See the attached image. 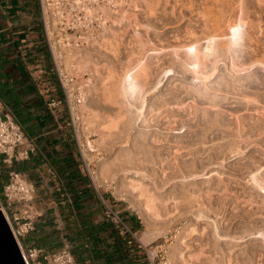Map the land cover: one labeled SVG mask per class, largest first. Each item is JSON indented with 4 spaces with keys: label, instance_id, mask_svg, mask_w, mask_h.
<instances>
[{
    "label": "bare ground",
    "instance_id": "1",
    "mask_svg": "<svg viewBox=\"0 0 264 264\" xmlns=\"http://www.w3.org/2000/svg\"><path fill=\"white\" fill-rule=\"evenodd\" d=\"M91 1L98 2V0H91ZM101 1H104L105 3L100 2L99 0V4L97 5V8H95V10L86 9V12L90 16H93V14L98 15L99 22H100L99 26L100 28L102 27L101 29L102 34L100 35V32H99L97 34V37L94 39H90V37L93 35L91 34L88 35L84 40L86 45H89L88 48H86L85 46L86 49L80 48L75 42V44H73L71 47L72 50L68 49L66 57L62 53V51L65 53L64 47L61 48L60 46V48L56 49L55 51V53L57 52L60 54L61 58L64 59V61L69 60V58H72V56L74 57L75 60H78L79 58L81 59V62L78 65V70H77V66L75 67V69H73V72L75 75H78L80 72H87V71L91 73V80L89 82H87L86 84L83 83L85 81L80 82V85H83V88H84L81 94L82 95V105L81 104H80L81 106L77 105L79 107H77V109L75 108L76 110L74 109L76 113L80 115L87 108V104H86L87 102L85 101L86 100L85 91L87 89L89 90L88 92L90 93V88L92 89L95 86V85L92 86V84H94L93 80H95L96 75L99 73V69L97 68L98 65H96L95 67L92 65L93 58L94 56H97L98 58L106 57L103 54V50L106 48V45H108L109 42L105 38L109 37L110 35L114 36L115 38L117 33L120 34V31L122 35L123 33H125L128 26H131V24L134 21H135L133 25L134 28H135L136 23H138V21L136 22V19H135L136 17L128 16L126 12H125L126 14L121 12L120 15H115L113 13L112 8L119 5L117 1L115 0H101ZM159 1L161 0H158V2ZM170 1L171 0H166L164 3V6L160 2V4L163 6V8L161 9V12L167 13V6L172 5L170 7L171 8L170 13L173 16H176V11H177L178 6L182 4H186V2H188V0H174V1L172 0L173 3L171 4ZM123 2L124 1L120 3V6L123 5ZM149 2H151V0H149ZM190 2L193 3V4L191 3L192 4L191 7H195V8H193L192 10L187 9L188 12L191 13L189 15L190 16L192 15V17L190 18V20H187V22L189 21V23L185 24L187 30L185 29L186 30L184 34L185 40H182L184 41V45L182 44L183 46L181 45L172 46L167 49L163 48L157 51L153 50L154 51L153 53H148L149 52L148 48H149V45L151 44L150 43L151 39H149L150 35L148 34V31H149L148 29H152V27L148 24L145 25V27H147L146 29L148 30L147 32L145 31L146 36L142 35L141 33H138L137 32L138 30L136 31V28L135 30H133L135 31V33L133 34V37L135 36L133 38L134 39L133 42L137 44V47H139V50L141 49L147 50V52L146 51L145 52L148 54L146 55L145 53H143L146 56H142L140 54L142 57H138L137 59L134 58L135 60L133 61L130 60L131 63L128 64V66L125 68V71L124 69L122 70L124 72H122L121 76L119 77L116 76L117 75L116 71L113 69V67H111L109 68L108 75L104 77V81L102 82V83L105 82V84L103 85L104 87L102 88L104 102L110 105L111 104L114 105L117 108L118 112L117 114L115 113L116 116H114L111 122L108 121L109 122L108 126L105 124L107 126L105 128L107 131L102 132L101 136H99L101 140L100 141L98 140L100 142V144L98 145H103L101 147L105 146V148H108V150L112 153L113 161H111L112 164L108 162L110 164L109 167L113 168V171L115 172L114 176L120 173L123 175V178H124V179L123 178L120 179L119 177L120 175L116 177L120 191L122 189H125V191L127 192V196H128L127 200L130 199L132 201L131 203L134 204L136 208H138V211L142 210L147 215L146 221H149L148 218H150V219L155 220V222L151 220L152 222L154 223L161 222V224L164 226L165 224H167L168 221L170 222V220L184 219L187 221L186 224H184L178 230V236L176 238L177 245L176 247L172 245L173 246L172 255L170 254L171 252L169 253L171 255L169 257L175 261V264H199L200 262L205 261L207 257H205L204 248L200 249V247L197 245V244H200V246H202L203 243H205L203 245L205 248L208 247L210 249L209 250L210 256L208 255V258H207V262L210 264H254L257 258H259L260 260L262 258L264 259L263 255L261 254L264 251V151L263 153L260 154L259 158L257 157L258 159L251 162L252 163L251 165L247 163L250 167H249V170L246 171L245 174H243L244 176L243 175L237 176L238 174L237 175L234 174L233 171H232L233 174L231 173L225 174L224 172H222V169H220L221 171L219 170L216 171L217 169L216 170L213 169L216 172L214 174H211L212 172H214L212 171L210 175H208L207 180L205 179L208 184L207 189L205 191H203V189L197 190L198 185H196V183L191 184L189 181L200 177V174L202 173H203V176H205V172L211 166L215 167V165H218L220 167H223L224 163L227 162L228 159L234 156L237 157L236 155H241L244 152L243 148H241L240 142H238V139H237L238 135L241 136V133H243L244 131L243 130L241 132L240 130V127L243 126L242 125L243 122L241 123V118L244 115L241 116V114H239L241 113L240 111L239 113L236 112L237 109L235 112H233L232 109H231L232 112L226 111L227 109L223 110V107L220 105V102L223 100L225 101V99L228 98L227 96H229V92L227 91H229L230 88L235 89V87L237 88V86L241 87L244 85V82L246 80L248 81L249 79H251V77H247L245 76V74L255 71L257 66H264V62H261V60L264 61V59H261V60L259 59L260 60L259 62L257 58L256 59L257 63L255 62L256 64H253L254 62L252 64L251 63L246 64V62L244 61H243L244 64H241L238 62L240 61V59L238 61L236 60L237 59L236 47L242 46V47H245L244 49L254 52L255 47H257L259 43H261L262 41L261 36H262V33L264 34V32L261 33L260 26L262 25H260V22H259L260 20H257L258 18H255L252 15L253 14L251 12L252 5L250 6V3H251L250 0H191V1L189 0V3ZM253 2L257 3L256 5L258 6L264 5V0H253ZM102 3L106 5V7H103L104 5L101 6ZM133 3L135 4V2ZM157 6L158 5L152 6L151 3L147 5L146 10L148 9L147 12H148L149 17L156 16ZM179 11L181 10L179 9ZM100 14H105L106 15L105 17H108V18H111L112 16L115 17V20L112 21V25L108 26V23L105 22L107 18L103 20V17L100 16ZM180 14H183V13H180ZM185 15L187 14H185L184 12V16ZM172 18L174 20L175 17H172ZM179 18H181V16H179ZM101 19L103 20L102 24L100 21ZM132 19H133V22L131 21ZM175 21L178 22V19ZM139 25H136V27H139ZM179 33H182V32L179 30ZM117 36L119 37V35ZM144 37H147V40H145L146 38ZM100 38H102L101 39L102 41H99ZM141 38L142 39L144 38L145 42L142 41L143 43H141V40H142ZM102 43L104 44L102 45ZM100 45L104 46L105 48H103ZM113 48L115 50L114 46ZM93 49L98 54L94 55L95 52H92ZM156 58L157 59L159 58L162 61H166L165 64L168 63L167 66L165 65L167 67L166 69L164 70L160 69V71H163V77L164 75L165 77L168 75L167 74L169 73L168 71H175V73L177 72L176 75H178L179 73L185 76L187 75L186 73H188L189 71V74L191 76L189 74L188 75L190 76V78L192 77L190 82H186L183 79L175 78L176 80H174V82L172 81L173 82L172 90L169 88L170 92H168L169 89L168 87H166L168 91L166 92L165 90L166 93H164V100H162V102L163 101L164 102L161 105L162 110L159 113L161 115H165L164 118L162 119L164 120L163 122L164 128L162 129V131L167 132V134L159 133V128L156 131H153L152 133H143V132L140 133L141 130L140 131L138 130L139 125H140L139 123L142 121H145L144 119L145 112H146L145 110L148 108L146 107L147 106L146 99L147 97H149L148 95H150L149 90L150 92L151 90H153V92H156L159 89V87H162L160 85L161 83L159 81L160 80L159 78H158L157 84H155V82H154L155 85L152 84L153 87L150 84V82L152 83V81L156 80V79L152 81L150 80V78H153L155 76L154 75L155 73L153 74V69L155 67L152 66L151 61H153V59H156ZM210 58L213 59L212 62L214 61L212 64L209 63ZM249 58H252V57H249ZM218 60H223L224 63H227L225 65H228L227 66L228 69L225 66L226 69L225 70L223 69L224 72H221L223 71L222 69L220 71L221 73H223V75L220 74L222 77L219 78L217 76L218 78L213 80L214 74L218 70V64L219 62L221 63V61H218ZM162 61H159L158 62L159 64H157L156 62L157 67L160 65V62L164 66ZM66 62L64 63L65 68L69 69ZM102 66H105V65H102ZM158 70L156 69V72ZM160 71H159V74L161 75L162 72L160 73ZM156 74L158 75V73ZM256 74H257V71H255L252 74V78L253 76L258 75ZM152 75L154 76L151 77ZM243 75L245 77H243ZM101 79L99 78L100 82H101ZM149 80L150 82H148ZM197 81H202V82L201 84H198ZM95 82H97V80H95ZM148 83L151 85L150 88L152 87L149 90L147 89ZM225 84H227L226 86L228 87V89L227 91L223 92V90L225 89H222L223 88L222 86ZM255 98L253 99L250 96L246 95L243 101L242 100L241 101L244 102V105H246L245 101L249 103L253 101L254 103ZM198 99L203 101V103H199ZM236 101H239V100H236ZM257 101L259 100L256 99V102ZM154 104L155 103H153V106L156 105ZM241 105L242 104H240V106ZM253 108L255 109V107ZM148 109L150 111H155V109H152L151 107H149ZM244 109H242L243 112H244ZM246 109H247L246 111L248 112L250 111L248 110V108ZM246 111L245 113H242V114H246L245 116L250 114L248 112L247 114ZM147 112L149 113V111ZM96 114L97 113H95V115ZM92 116H93V113H92ZM97 117L98 116H96L95 119ZM252 117L255 118L256 116L253 115ZM247 118L248 116L246 117V119ZM260 118L259 119L257 118V119L260 120ZM89 120H88V123L91 124ZM258 120L257 122H259ZM159 121H158V124H159ZM249 121H251V119ZM92 122L95 123V121H92ZM150 123L149 124L147 123V124L150 125ZM200 123H207V125L208 124L210 125L208 128L207 127L200 128L198 127ZM258 126L259 124H257V128H260ZM150 127L152 126H149V128ZM142 128L143 127H141V129ZM105 129H102V130H105ZM228 130L231 131V135H235L234 137H236L237 135L236 139L234 138L237 141H234L232 137L233 140L231 139L232 141L230 140L229 143H225L223 142V140L222 142H220V140L223 138L220 139L219 136L227 135L226 131ZM234 130L236 132L232 133V131ZM176 132L178 133L176 134ZM179 132L181 133L179 134ZM245 133L247 132L245 131L243 136H245ZM251 133H249V135ZM98 134L100 135V133ZM125 134L129 138H132L133 141H134V138L132 137L133 135L135 136L137 134H140L142 136L144 135L143 139L142 138H141L142 140L140 139L142 142V145L139 147H141V150H142L141 153L146 155V157L148 155L150 157L148 156L149 158L147 157L141 160V158H137L139 157L137 156L138 155L137 154L136 155L137 157L135 159L134 157L136 153L134 154V152L129 150L131 147L130 145H132L133 147V144H129L132 142L129 141L128 137L127 139L125 138V140L123 139L125 136L122 137V135H125ZM261 136H263V133ZM139 138L137 140H139ZM228 138H231V137H228ZM248 139L250 140V137H248ZM260 140L259 142H263L262 139ZM247 141L248 140H246V142ZM245 144L242 143V145H245ZM250 144L252 145V143ZM85 146L87 147L89 151H94V148L91 142H86ZM128 147L129 149H127ZM262 148H264V146ZM132 149L134 150V148ZM136 149L140 150V148H136ZM141 153L140 155L142 157ZM258 153L259 152H257V154ZM122 156H126L128 157V159L126 160H124V158L121 159ZM249 158L251 159L252 157H249ZM144 165L147 167L146 168L141 167ZM148 165L151 166V169H147L149 167ZM187 166L188 167L190 166V169H192L190 172H189V169L188 170L184 169ZM247 166L245 169L248 168ZM106 167L107 169H109V167L106 166L105 163L102 164V160H101L100 163L98 164V171H99L98 176L101 175V171L103 172V170ZM183 170H187L188 172L186 171L187 172L186 173ZM100 178L102 179V177ZM109 179L107 178L105 180L109 181ZM201 179L203 178L201 177ZM177 181H180L181 184L175 185L174 183H176ZM110 182H111V179H110ZM202 184H204V182H202ZM241 185L249 189L247 200H245V196H244V199L242 200L237 195V193H235L234 195L233 188L236 189L238 187L241 189L242 188ZM215 192L219 193L217 197L219 202H216ZM232 192L233 194H229ZM133 199L140 201L139 203H142L141 207L138 206L140 204H137V201ZM222 209H226V212L228 211L227 213L229 214V216L231 215L232 218L238 217L240 218V220L242 219L245 221L246 219L244 218H247V220L248 219L250 220V223H248L247 225H244L242 227V230L239 231L238 233H236L238 230L237 229L238 227H237L236 232L234 231L235 234H233L232 231H231L232 233L231 234L230 232L226 231L227 229L230 228L231 225L227 224L226 222L227 226L229 225V227L226 230L224 228L225 219L227 218L219 217V215L222 212ZM140 215L142 214L140 213ZM152 222L149 221V223H152ZM232 222L230 223L232 224ZM233 223L235 224V222ZM145 224H148V223L146 222ZM240 229H241V226H240ZM254 234L255 235L258 234L259 238L262 237V244L253 243L254 245H247V246L244 245L245 246L244 248H240L241 246L239 248L237 247L239 246V243H241L244 239H247V237L248 238L250 237V240H251V236ZM160 235H161V231H158V234L156 233L155 236L157 237ZM155 236L153 237V236L146 234L143 236L142 242L148 243L151 239H154ZM256 240L257 239H255V241ZM196 245L200 249L199 252L194 250V247ZM206 250L207 249H205V252ZM218 251H222L226 253L224 254V257L228 258L227 261L225 258H222L223 260L225 259L226 262H223L221 260L219 262L218 255L220 254H218L219 253ZM256 251H260V254L258 253L259 255L257 257H256L257 255ZM202 254H204V258L201 257L203 256ZM221 257H223V255ZM200 259L201 260L204 259V260L200 261Z\"/></svg>",
    "mask_w": 264,
    "mask_h": 264
},
{
    "label": "crops",
    "instance_id": "2",
    "mask_svg": "<svg viewBox=\"0 0 264 264\" xmlns=\"http://www.w3.org/2000/svg\"><path fill=\"white\" fill-rule=\"evenodd\" d=\"M51 59L38 0H0V98L35 146L24 161L5 164L0 157L2 188L12 170L36 188L37 219L25 244L53 252L69 242L75 264H154L141 243L144 235L140 242L107 219L105 209L117 210L115 201L100 196L86 173ZM123 213L137 233L138 222Z\"/></svg>",
    "mask_w": 264,
    "mask_h": 264
},
{
    "label": "rangeland",
    "instance_id": "3",
    "mask_svg": "<svg viewBox=\"0 0 264 264\" xmlns=\"http://www.w3.org/2000/svg\"><path fill=\"white\" fill-rule=\"evenodd\" d=\"M115 1H117V3L119 4L118 6H115V7H111L112 8V11H113V13L115 14V15H120L121 14V12L122 13H127L128 14V16H132V17H136L135 19H136V22L138 21V23H136V25H139V27H136V25H135V28H136V31L138 32V33H141L142 35H145L146 36V33H145V31L147 32L148 30V34L150 35L149 36V39H151L150 40V43L152 44H150L149 45V52L148 53H153L154 51L153 50H161V49H167V48H169V47H172V46H183L184 45V41H182V40H185V37H184V34H185V32H186V23H189V21L187 22V20H190V18L192 17V15L190 16L189 14H191L190 12H188V10L187 9H189V10H192L193 8H195V7H191V5L193 4L192 2H190L189 3V0H188V2H186V4H182V5H180V6H178V8H177V11H176V16H173L170 12H171V6L172 5H168L167 6V13H163V12H161V9L163 8V6H164V3H165V1L164 0H161V1H159L158 2V0H151V2H149V0H115ZM122 1H124L123 2V5H121L120 6V3L122 2ZM154 1V2H153ZM159 3H157V2ZM163 1V2H162ZM174 1V0H173ZM173 1L171 0L170 2H171V4L173 3ZM191 1V0H190ZM133 2H135V4L133 3ZM147 2V3H146ZM153 2V3H152ZM156 2V3H155ZM160 2H161V4L163 5H161L160 4ZM250 2L252 3L253 2V0H250ZM103 3H105V2H103ZM101 4V6H103L104 4ZM149 3H151L152 4V6H156V5H158L156 8V16H154V17H149L148 16V9L146 10V7H147V5L149 4ZM192 3V4H191ZM250 3V6L252 5V7H251V12L253 13L252 15L255 17V18H258L257 20H260L259 22H260V25H262V26H260V28H261V33L262 32H264V5H256L257 3H255V2H253L252 4ZM255 3V4H254ZM146 4V5H145ZM156 4V5H155ZM161 5V6H160ZM184 5V6H183ZM189 7H188V6ZM183 8H182V7ZM257 6V7H256ZM103 7H106V5H104ZM158 7H160V8H158ZM186 7V8H185ZM191 7V8H190ZM262 7V8H261ZM256 8V9H255ZM168 9H169V11H168ZM179 9L181 10V11H179ZM159 10H160V12H159ZM185 12V14H187V15H185L184 16V12ZM160 14H159V13ZM168 12H169V14H168ZM183 13V14H180V13ZM98 13V12H97ZM125 13V14H126ZM178 13V14H177ZM168 16H167V15ZM180 14V15H179ZM257 14V15H256ZM160 15V16H159ZM161 15H162V17H161ZM171 15V16H170ZM185 17H183V16ZM256 15V16H255ZM98 16V15H97ZM100 16H102L103 17V20H105L106 18V20H105V22H107L108 23V26H111L112 25V21L113 20H115V17H111V18H108V17H105L106 15L105 14H100ZM165 16V17H164ZM170 16V17H169ZM179 16H181V18H179ZM161 17V18H160ZM167 17V18H166ZM172 17H175L174 18V20H173V18ZM189 17V18H188ZM163 18V19H162ZM172 19V20H171ZM178 19V22L177 21H175V20H177ZM182 21H181V20ZM103 20L101 19L100 21H101V24H102V22H103ZM132 22H133V19L131 20ZM160 22V23H159ZM170 22H172V23H170ZM174 22V23H173ZM184 22V23H183ZM100 23V22H99ZM134 23H135V21L131 24V26H128V28L126 29V31H125V33H123L122 35H121V31H120V34H118L117 33V35H119V37L116 35L115 36V38H114V36H112V35H110V36H112V37H107V38H105L106 40H108V42H109V44L108 45H106V48L104 47V46H102L104 43H102V45H100V46H102L103 48H105L104 50H103V54H104V56H106V57H104V58H98L97 56H94V58H93V61H92V65L95 67L96 65H98V69H99V73L96 75V78H95V80H97V82H95V80H93V83L94 84H92V86H94L92 89L90 88V93L88 92L89 90H87L86 89V91H85V96H86V104H87V108H86V110H84L83 111V113H81V115L80 114H77L76 113V109H77V107H79V106H81V105H79V106H75V110H74V112H75V114H74V118H73V120L71 119V117H70V114H69V112H68V115H69V120H68V125H67V127L69 128V130L74 134V135H77V139H78V143H79V146H80V148H81V151H82V157H83V164H84V167H85V170H86V173L89 175V177L91 178V180H92V182H93V184L95 185V187L97 188V190H98V192L100 193V196H108V197H111V200H113V201H115V205H116V209L117 210H114L112 207L111 208H109V209H112L114 212H116L120 217H121V219L128 225V226H130L129 225V223L128 222H126V219H124L123 218V211L125 210V211H128L133 217H134V219L138 222V224H136V226H135V228L138 230L137 231V233L136 232H133L134 234H135V237L141 242V236L142 235H145V234H148V235H150V236H155L156 235V233L158 234V231H161V235L160 236H155V238L154 239H151L148 243H143V242H141L144 246H146V249H147V253H148V257H149V259H151V261L154 263V264H175V261L173 260V259H171L169 256H171L172 255V250H173V246L174 247H176V245H177V241H176V238H177V236H178V230L184 225V224H186V220H184V219H180V220H178V219H175V220H170V222L168 221L167 222V224H165V226L164 225H162L161 224V222H156V223H154L155 222V220H153V219H150V218H148V220L150 221V222H152V221H154V222H152V223H149V221H146L147 219V215L142 211V210H140V211H138V208H136V206L134 205V204H132L131 202V200L129 201V200H127L128 199V196H127V192L125 191V189H122L121 191H120V189H119V187H118V182H117V180H116V177H118L119 175V177H120V179H122L123 178V175L122 174H116L115 176H114V174H115V172L113 171V168L112 167H109L110 166V164H112L111 163V161H113V155H112V153L108 150V148H105V146L104 147H101V146H103V145H98V144H100V137L99 136H101V134H102V132H106L107 130L105 129L107 126H108V124H109V122H111V120L114 118V116H116V114H117V112H118V110H117V108L114 106V105H110V104H108V103H106V102H104V96H103V90H102V88L104 87L103 85L105 84V82L104 83H102L103 81H104V77H106L107 75H108V71H109V68H111V67H113V69L116 71V76H121V74H122V72H124L125 71V68L128 66V64H130L131 62H130V60H135V59H137L138 57H142V56H146L148 53H146L147 52V50H142L141 49V47H140V49L141 50H139V47H137V44H135L134 42H133V38L135 37H133V34L135 33V31H133V30H135V28H134ZM183 23V24H182ZM146 24H148V25H150L151 27H152V29H146L147 27H145V25ZM144 26V27H143ZM183 27V29H182V27ZM96 27V26H95ZM126 27V26H125ZM132 28V29H131ZM157 28V29H156ZM180 28V29H179ZM263 28V29H262ZM101 29H102V27L100 28V26L99 27H96V32H97V30H98V33L100 32V35L102 34V31H101ZM176 29V30H175ZM182 29V30H181ZM186 29V30H185ZM114 30V29H113ZM152 30V31H151ZM178 30V31H177ZM179 30L182 32V33H179ZM177 31V32H176ZM155 33V34H154ZM88 34H90V33H88ZM147 34V35H148ZM74 34H72V35H70V36H73ZM121 35V36H120ZM264 34L262 33V41H261V43H259V45L257 46V47H255V49H254V52H251V51H249V50H246V49H244L245 47H242V46H237L236 47V56H237V61L240 59V61H238L239 63H241V64H244V62H246V64H252L253 62V64H256L257 62H256V59L257 60H261V59H264V36H263ZM176 36H178V37H176ZM117 37V38H116ZM121 37V38H120ZM132 37V38H131ZM176 37V38H175ZM76 37L74 36V37H72V39H75ZM144 38H146L145 40H147V37H144ZM144 38L141 40V43H143V42H145V40H144ZM178 38V39H177ZM90 39H92V38H90ZM102 38H100V40L99 41H102L101 40ZM104 39V38H103ZM104 39V40H105ZM112 39V40H111ZM118 39V40H117ZM115 40H117V41H115ZM73 41V40H72ZM143 41V42H142ZM177 41V42H176ZM183 43H182V42ZM75 42L76 41H73V42H69V46H68V49H70V50H72V45L73 44H75ZM107 42V41H106ZM107 42V43H108ZM179 42H181V43H179ZM92 43H94V42H92ZM178 44V45H177ZM183 44V45H182ZM261 44V45H260ZM116 45V46H115ZM80 48H85V46H86V48H88L89 47V45H86V43L84 42V44H79L78 45ZM113 46L115 47V50H114V48H113ZM112 47V48H111ZM261 47V48H260ZM85 48V49H86ZM101 48V47H100ZM117 48V49H116ZM153 48V49H152ZM258 48V49H257ZM102 49V48H101ZM138 49V50H137ZM151 49H152V51H151ZM113 50V51H112ZM139 51V52H138ZM142 51V52H141ZM146 51V52H145ZM92 52H95L94 53V55L95 54H98V53H96V51L93 49L92 50ZM91 52V53H92ZM143 53H145V54H143ZM248 53V54H247ZM254 53V54H253ZM107 54V55H106ZM142 56H141V55ZM250 54V55H249ZM253 54V55H252ZM263 58H262V57ZM238 57H240V58H238ZM249 57H252V58H249ZM256 57V58H255ZM135 58V59H134ZM213 58V57H212ZM212 58H210V61H209V63L210 64H212L213 62H212V60L214 59H212ZM159 59V58H158ZM158 59L156 58V59H153V61H151V63H152V66L153 67H155L154 69H153V74L155 75H152L151 77H153V78H150V80L152 81V80H155V81H152V83L150 82V80L148 81V82H150V84L152 85H155V84H157V82H158V78L160 79L159 81H160V85L162 86V87H159V89L156 91V92H153V90H151V92H150V90L149 89H151L152 87H153V85H152V87L150 88V84L148 83V86H147V89L149 90V93H150V95H148L149 97H147V99L148 98H150V99H146V107H151L152 109H155V111H150L148 108L145 110L146 112H145V117H144V119H145V121H146V123H145V121H142V122H140L139 124V128H138V130L140 131V133L141 132H143V133H152L153 131H156L158 128H159V133H161V134H164V133H166L167 134V132H163L162 131V129L164 128V125H163V122H164V120H162L163 118H164V116L165 115H161L159 112L162 110V104H163V102H162V100H164V93H166L167 91H168V89L170 88L171 90H172V87H173V85H172V83L174 82V80H176V79H183V80H185L186 82H190L191 81V78H190V74H189V71H188V73H186L187 75L185 76V75H182V74H179L178 73V75H176L177 74V72L175 73V71H168L169 73H167L168 75L165 77V75H164V77H163V71H160V69L161 70H164V69H166L167 67V64H165L166 63V61H162V60H160L159 59V61H162L163 62V64H164V66L162 65V63L160 62V65L157 67V64H159L158 62ZM52 60V59H51ZM156 60V61H155ZM228 60V59H227ZM260 60H259V62H260ZM67 61V62H66ZM155 61V62H154ZM218 61H221V63L219 62V64H218V70H217V74L215 73L214 74V77H213V80H215V79H217L218 77L220 78V77H222L221 75H223V73H221V72H224V70L227 68L228 69V65H225V64H227V63H224V61L223 60H218ZM244 61V62H243ZM66 62V64L68 65V68L69 69H71V70H73V69H75V67L77 66V70H78V65L80 64V62H81V59L79 58L78 60H75L74 59V57L72 56V58H69V60H65L64 61V63ZM156 62H157V64H156ZM228 62V61H227ZM256 62V63H255ZM258 62V63H259ZM261 62H264L263 60H261ZM224 63V64H223ZM102 65H105V66H102ZM156 65V66H155ZM166 65V66H165ZM108 66V67H107ZM110 66V67H109ZM225 66H226V68H225ZM222 67H224V68H222ZM52 69H53V63H52ZM108 69V70H107ZM124 69V71H122ZM156 69L158 70L157 72H156ZM221 69L223 70V71H221ZM155 71V72H154ZM159 71H160V73H161V75L159 74ZM221 71V72H220ZM255 71H257V76H253V78H252V74L255 72ZM255 71H253V72H251V73H248V74H245V76H247V77H251V79H249L248 81L246 80L245 82H244V85L243 86H241V87H239V86H237V88L235 87V89L234 88H230L231 89V91H230V89H229V91H227V89H228V87L226 86L227 84H225V85H223L222 87V89H225V90H223V92H225V91H227V92H229V96H227L228 98H226L225 99V101L223 100V101H221L220 102V105L223 107V110L225 109H227L226 111H230V112H232V110H233V112H235L236 111V109H237V111L236 112H238L239 113V111L241 112V113H239V114H241V116L242 115H246V114H242V113H245V111L247 110L246 108H248V110H250L249 112L248 111H246V113L248 112V113H250V114H248L247 116H248V118H250L251 119V121H249L250 119H246V117L247 116H245V118H244V116L241 118V123L243 122V126H241L240 127V130H241V132L243 131V133H241V136H239L238 135V137H237V135H236V137H237V139H238V142H240V144H241V148H243V153L241 154V155H236L237 157H232V158H230V159H228L227 160V162H225L224 163V169H223V167H220V166H218V165H215V167H209V169L205 172V176H203V173L202 174H200V177H198V178H196V179H192L193 181H195V182H193L192 180H190L189 182L191 183V184H195L196 183V185H198V187H197V190L198 189H203V191H205L206 189H207V186H208V184H207V182H206V180H207V177H208V175H210V173L212 172V171H214V170H216V171H221L220 169H222V172H224L225 174H233V172H234V174H238L237 176H241V175H243V174H245L246 173V171H248L249 170V165H251L252 163L251 162H253L254 160H256V159H258L259 157H260V154L261 153H263V151H264V148H262L263 146H264V127H262V126H264V66H257L256 67V70ZM53 72V71H52ZM78 72V71H77ZM54 73V72H53ZM156 73H158V75L156 74ZM78 74V73H77ZM174 74H175V76H174ZM219 74V75H218ZM221 74V75H220ZM54 75H55V73H54ZM173 75V76H172ZM157 76V77H156ZM162 76V77H161ZM218 76V77H217ZM244 75H243V77H245ZM261 76V77H260ZM77 77H78V81L77 82H81V81H85V82H83L84 84H86L87 82H89L90 80H91V73L89 72V71H87V72H80L78 75H77ZM169 77V78H168ZM183 77V78H182ZM99 78L101 79V82H100V80H99ZM172 78V79H171ZM176 78V79H175ZM190 78V79H189ZM166 79V80H165ZM253 79H254V81H253ZM256 79V80H255ZM169 80V81H168ZM252 80V81H251ZM173 81V82H172ZM154 82H155V84H154ZM198 82V84H201V82L202 81H197ZM259 82V83H258ZM159 85V86H160ZM165 85V86H164ZM167 85H169V86H167ZM172 85V86H171ZM226 86V87H225ZM245 86V87H244ZM166 87H168V89L166 88ZM170 89H169V91L168 92H170ZM232 89H233V91H232ZM237 89H239V90H237ZM247 89H248V91H247ZM250 89V90H249ZM164 90V91H163ZM165 90H166V92H165ZM235 90V91H234ZM244 90V91H243ZM239 93H237V92ZM148 92V91H147ZM153 92V93H152ZM226 92V93H227ZM232 92V93H231ZM235 92H236V94H235ZM247 92V93H246ZM90 95H89V94ZM234 93V94H233ZM246 93V94H245ZM153 94V95H152ZM158 94H160V95H158ZM238 94V95H237ZM243 96H242V95ZM157 95H158V97H159V99H158V97H157ZM238 97H237V96ZM241 95V96H240ZM246 95H248V96H250L251 98H255V96H256V98H255V101H254V103H253V101H251L250 103L249 102H247V101H245V103H246V105H244V102H242L243 101V99H244V97L246 96ZM255 95V96H254ZM258 95H260V96H258ZM63 97H64V105H65V107H66V110L68 111V108H67V105H66V101H65V96H64V94H63ZM154 97H155V99H154ZM157 97V98H156ZM235 97V98H234ZM153 98V99H152ZM163 98V99H162ZM238 98V99H237ZM239 100V101H236V100ZM256 99L257 100H259V101H257L256 102ZM157 100V101H156ZM161 100V101H160ZM242 100V101H241ZM84 102V101H83ZM138 102V101H137ZM160 102V103H159ZM198 102L199 103H203V101H201V100H199L198 99ZM223 102V103H222ZM236 104H235V103ZM239 103V105H238V103ZM153 103H155L154 105L155 106H153ZM253 103V104H252ZM256 103V104H255ZM151 104V105H150ZM224 104V105H223ZM240 104H242L241 106H243V107H241L240 106ZM258 104H259V106H258ZM263 104V105H262ZM239 107H238V106ZM250 105V106H249ZM256 105H257V107H256ZM114 106V107H113ZM236 106V107H235ZM244 106H246V107H244ZM248 106V107H247ZM112 107V108H111ZM155 107V108H154ZM157 107V108H156ZM225 107V108H224ZM234 107V108H233ZM241 107V108H240ZM253 107H255V109L253 108ZM245 108V109H244ZM257 108V109H256ZM262 108V109H261ZM159 109V110H158ZM232 109V110H231ZM242 109H244V112H243V110ZM116 110V111H115ZM147 111H149V113L147 112ZM158 111V112H157ZM254 111V112H253ZM257 111V112H256ZM100 112V113H99ZM152 112H154V113H152ZM251 112H252V114L254 115V116H256L255 118H256V120H255V118L254 117H252L253 115L251 114ZM92 113H93V116H92ZM95 113H97L96 115H95ZM116 113V114H115ZM156 113H158V114H156ZM147 114V115H146ZM150 114V115H149ZM153 114V115H152ZM157 115H159V116H157ZM251 115V116H250ZM77 116H79V118H80V120H77L75 117H77ZM81 116V117H80ZM91 116V117H90ZM96 116H100L99 118L97 117L96 119H95V117ZM250 116V117H249ZM261 118H260V117ZM89 117V118H88ZM94 117V118H93ZM151 117V118H150ZM153 117V118H152ZM159 117V118H158ZM252 117V118H251ZM161 118V119H160ZM244 118V119H243ZM260 118V120H258V119ZM90 119V120H89ZM92 119H94V120H92ZM100 119V120H99ZM243 119V120H242ZM245 119H246V121H245ZM88 120L91 122V124L90 123H88ZM98 120V121H97ZM160 120V121H159ZM257 120L259 121V122H257ZM92 121H95V123L94 122H92ZM109 121V122H108ZM158 121H159V124H158ZM245 121V122H244ZM151 122V123H150ZM157 122V123H156ZM142 123V124H141ZM144 123V124H143ZM150 123V125H148V124ZM152 123H153V125H152ZM162 123V124H161ZM240 123V124H241ZM245 123V124H244ZM94 126H93V125ZM107 126H106V125ZM147 124V125H146ZM257 124H259V126L258 127H260V128H257ZM261 124V125H260ZM263 124V125H262ZM103 125H104V127H103ZM142 125V126H141ZM158 125V126H157ZM206 125V126H205ZM209 125L210 124H208L207 125V123H200L199 124V126L198 127H200V128H205V127H209ZM146 127V129H145V127ZM149 126H152V127H150L149 128ZM162 126V127H161ZM203 126V127H202ZM235 126V125H234ZM234 126H233V128H234ZM141 127H143L142 129H141ZM148 127V128H147ZM154 127H156V128H154ZM262 127V128H261ZM100 128H102V129H105V130H102V129H100ZM152 128V129H151ZM231 128H232V126H231ZM151 129V130H150ZM260 129V130H259ZM262 129V130H261ZM102 130V131H101ZM149 130V131H148ZM236 130V129H235ZM232 131V133L233 132H236V131ZM261 131L262 133H263V136H261L262 135V133L261 132H259V131ZM98 131V132H97ZM101 131V132H100ZM147 131V132H146ZM247 132V133H245V136H243L244 135V132ZM230 133V135H229V133ZM252 132V133H251ZM98 133H100V135L98 134ZM178 132H176V134H177ZM181 132H179V134H180ZM249 133H251L250 135H249ZM170 134V133H169ZM226 134L227 135H220L219 136V138L221 139V138H223V139H221L220 140V142H222V140H223V142H225V143H229L230 142V140L232 139V137H233V139L235 138L236 139V137H234L235 135H231V131L230 130H228V131H226ZM229 135V136H228ZM125 136V137H124ZM138 136V137H137ZM142 135H140V134H137L136 136L135 135H133L132 137L134 138V141H133V139L132 138H129L128 136H126V134L125 135H122V137H124L123 139L125 140V138L127 139V137H128V139H129V141L130 142H132V143H129V144H133V147H132V145H130L132 148H134V150L130 147V149H129V147L127 148V149H129V150H131L132 152H134V154H135V159H136V157L137 156H139V157H137V158H141V160H143V159H145V158H147L146 157V155H144L143 153H141V147H139V146H141L142 145V142H141V140L143 139V137H144V135L141 137ZM224 136V137H223ZM255 136H256V138H255ZM140 137V138H139ZM226 137V138H225ZM228 137H231V138H228ZM241 137V138H240ZM243 137H244V139H243ZM246 137H247V139H246ZM248 137H250V140L248 139ZM261 137V138H260ZM139 138V140H137ZM142 138V139H141ZM228 138V139H227ZM141 139V140H140ZM232 139V140H233ZM234 139V141H237V140H235ZM243 139V140H242ZM257 139V140H256ZM260 139H262L263 140V142H259V140ZM99 140V141H98ZM132 140V141H131ZM227 142H226V141ZM231 140V141H232ZM246 140H248L247 142H246ZM251 141V142H250ZM253 141V142H252ZM254 141H255V143H254ZM259 143H258V142ZM261 141V140H260ZM86 142H91L92 143V145H93V148H94V151H89L88 149H87V147L85 146V143ZM137 142V143H136ZM140 142V143H139ZM134 143H136V144H134ZM242 143H246V144H248V145H242ZM250 143H252V145L250 144ZM254 143V144H253ZM256 143H257V145H256ZM140 144V145H139ZM261 144V145H260ZM259 145V146H258ZM100 146V147H99ZM245 148H244V147ZM258 146V147H257ZM262 146V147H261ZM259 147H261V148H259ZM136 148H140V150L139 149H136ZM257 149H258V151H257ZM261 149V150H260ZM138 152H136V151ZM255 150V151H254ZM253 151H254V153H253ZM259 152L258 154H257V152ZM262 151V152H261ZM246 152V153H245ZM140 153L142 154V157H141V155H140ZM251 153V154H250ZM138 154V155H137ZM249 154V155H248ZM137 155V156H136ZM252 155V156H251ZM258 155V156H257ZM126 156H128V155H126ZM126 156H122L121 157V159H123L124 158V160H126V159H128V157H126ZM145 156V157H144ZM255 157V158H253V160H252V158L250 159L249 157ZM150 157V156H149ZM148 157V158H149ZM258 157V158H257ZM248 158V159H247ZM246 159H247V161H246ZM250 159V160H249ZM102 160V164H106V166H108L109 167V169H107V167L105 168V169H107V170H103V172L101 171V175L100 176H98L99 175V171H98V164L100 163V161ZM110 164H109V163ZM242 162V163H241ZM249 165H248V164ZM232 164V165H231ZM241 164H242V166H241ZM234 165V166H233ZM248 167L247 169H245L246 168V166ZM149 167L147 168V169H151V166L150 165H148ZM214 166V165H213ZM219 167V169H218V167ZM225 166H226V168H225ZM232 166V167H231ZM245 166V167H244ZM141 167H143V168H146L147 166H141ZM97 168V169H96ZM111 168V169H110ZM212 168V169H211ZM236 169V171H235V169ZM184 169H189V172L192 170V169H190V166L188 167H185ZM214 169V170H213ZM187 170H183L184 172H186ZM211 170V171H210ZM245 170V171H244ZM216 171H214V172H212L211 174H214ZM233 171V172H232ZM114 172V173H113ZM188 172V171H187ZM186 172V173H187ZM239 172V173H238ZM109 173V174H108ZM103 174H104V176H103ZM106 176H108V177H106ZM244 176V175H243ZM100 177H102V179L100 178ZM201 177L204 179H201ZM206 177V178H205ZM111 179V182H110V179H109V181L108 180H105V179ZM124 179V178H123ZM206 179V180H205ZM199 182H198V181ZM105 181V182H104ZM201 181V182H200ZM198 182V183H197ZM202 182H204V184H202ZM199 183H201V184H199ZM175 185H179V184H181L180 183V181H177L176 183H174ZM205 186V187H204ZM203 187V188H202ZM241 189L240 188H233V192H234V195H235V193H237V195L243 200L244 199V196H245V200H247V198H248V191H249V189L248 188H245V187H243V185H241ZM245 188V189H244ZM234 189H235V191H234ZM238 190V191H237ZM241 192H240V191ZM242 190H244V191H242ZM237 191V192H236ZM233 192L232 193H229V194H233ZM247 193V194H246ZM218 194L219 193H216L215 192V199H216V202H219V200L217 199V197H218ZM241 194V195H240ZM217 195V196H216ZM243 195V196H242ZM247 196V197H246ZM133 200H135V201H137V204H140V205H138V206H140L141 207V204L142 203H139L140 201H138V200H136V199H133ZM135 206V207H134ZM107 210H108V208H106L105 209V213L107 212ZM224 210V211H223ZM142 214V215H140V213ZM224 212V213H223ZM228 212V211H227ZM226 212V209H222V212H221V214L219 215V217H221V218H229L228 219V221H227V219H225V224H224V228H225V230L229 227V225H231L230 226V231H229V229H227L226 231L227 232H230L231 233V231H232V233L233 234H235L234 233V231L236 232V230H237V232L236 233H238L239 231H241L242 230V227L244 226V225H247L248 223H250V220L248 219L247 220V218H244V219H246V221L245 220H240V218H235V217H231V215L229 216V214ZM144 214V215H143ZM228 217H227V216ZM144 216H146V217H144ZM226 216V217H225ZM220 218V219H221ZM232 220H231V219ZM152 220V221H151ZM230 220V221H229ZM238 220V221H237ZM242 221V222H240V221ZM235 222V224L233 223V222ZM245 221V222H244ZM148 223V224H145V223ZM226 222H227V224H229L228 226H227V224H226ZM230 222H232V224L230 223ZM247 222V223H246ZM159 223V224H158ZM239 223V224H238ZM245 223V224H244ZM153 224V225H152ZM162 226H161V225ZM237 224V225H236ZM242 224V225H241ZM151 227H150V226ZM233 225V226H232ZM236 225V226H235ZM239 225V226H238ZM225 226H227V227H225ZM240 226H241V229H240ZM238 227V228H237ZM233 230H232V229ZM237 228V229H236ZM235 229V230H234ZM151 233H150V232ZM150 233V234H149ZM231 233V234H232ZM152 234V235H151ZM255 235V234H254ZM254 235H252L251 236V240H250V237L248 238L247 237V239H244L241 243H239V246H237L238 248L240 247V248H244L245 246H247V245H254L255 243L257 244H262V237L261 238H259V236H258V234H256L255 236ZM255 237V238H254ZM253 238H254V240H253ZM248 239H249V241H248ZM255 239H257L256 241H255ZM261 239V240H260ZM260 240V241H259ZM251 241V242H250ZM176 242V243H175ZM249 242V243H248ZM254 243V244H253ZM205 243H203V245H204ZM173 245V246H172ZM199 247H200V249H203L204 248V253H205V257H207L208 258V255L210 256V252H209V248L207 247V248H205L203 245L202 246H200V244H197ZM195 246L194 247V250L195 251H197V252H199V247L198 246ZM245 245V246H244ZM243 246V247H242ZM198 247V248H197ZM196 248H197V250H196ZM205 249H207L206 250V252H205ZM208 251V252H207ZM171 252V253H170ZM219 253L218 254H220V255H218V257H219V262H220V260L221 261H223V262H226L227 261V257H224V254H226V253H224V252H222V251H218ZM261 252H262V250H261ZM264 252V251H263ZM261 253L262 255H263V257H264V253ZM171 255H170V254ZM256 253H257V255H256V257L260 254V251H256ZM259 253V254H258ZM207 254V255H206ZM223 255V257H221L222 255ZM203 256H201V257H203L204 258V254H202ZM225 256H227V255H225ZM207 258L205 259V261H202V260H204V259H200V261H202V262H200L201 264H207L208 262H207ZM221 258V259H220ZM222 258H225L226 259V261H225V259L223 260ZM263 259V258H262ZM260 260L259 258H257V260H255L256 262L254 263V264H256V263H258V264H264V259L263 260ZM259 261V262H258ZM199 263V264H200ZM208 264H210V263H208Z\"/></svg>",
    "mask_w": 264,
    "mask_h": 264
},
{
    "label": "built area",
    "instance_id": "4",
    "mask_svg": "<svg viewBox=\"0 0 264 264\" xmlns=\"http://www.w3.org/2000/svg\"><path fill=\"white\" fill-rule=\"evenodd\" d=\"M41 24L50 50L53 69L59 85L65 96L66 105L71 119L74 118V108L82 104L83 85H80L73 70L66 69L64 59L56 49L64 47L66 57L69 42L76 41L77 45L84 44L88 35L97 37L99 18L97 14L90 16L86 9L95 10L98 2L91 0H38ZM100 2H104L101 1ZM96 26V27H95ZM90 33V34H88ZM74 34L73 36H70ZM76 37L72 39V37ZM73 40V41H72ZM80 120L79 116L75 117ZM77 139V135H76ZM78 142V139H77ZM27 147L23 149L24 146ZM35 151L32 141L27 142V136L21 123L11 109L0 98V157L5 164L15 161H24L29 153ZM35 185L28 181L21 173L12 170L9 173V182L0 192V210L3 213L9 228L20 248L25 264H75V257L69 242L62 248L47 252L42 248L28 246L24 239L34 231L36 215L33 211ZM106 217L122 234H130V227L112 209L107 210Z\"/></svg>",
    "mask_w": 264,
    "mask_h": 264
},
{
    "label": "water",
    "instance_id": "5",
    "mask_svg": "<svg viewBox=\"0 0 264 264\" xmlns=\"http://www.w3.org/2000/svg\"><path fill=\"white\" fill-rule=\"evenodd\" d=\"M0 264H25L20 248L0 210Z\"/></svg>",
    "mask_w": 264,
    "mask_h": 264
},
{
    "label": "trees",
    "instance_id": "6",
    "mask_svg": "<svg viewBox=\"0 0 264 264\" xmlns=\"http://www.w3.org/2000/svg\"><path fill=\"white\" fill-rule=\"evenodd\" d=\"M1 190H2V186L0 185V192H1ZM54 252V251H53Z\"/></svg>",
    "mask_w": 264,
    "mask_h": 264
}]
</instances>
